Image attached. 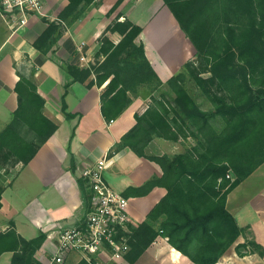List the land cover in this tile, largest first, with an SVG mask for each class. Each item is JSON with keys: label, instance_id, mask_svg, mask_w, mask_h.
Segmentation results:
<instances>
[{"label": "trees", "instance_id": "obj_1", "mask_svg": "<svg viewBox=\"0 0 264 264\" xmlns=\"http://www.w3.org/2000/svg\"><path fill=\"white\" fill-rule=\"evenodd\" d=\"M96 0H69L58 22L48 27L34 44L47 52L67 26L72 25ZM122 2L118 0L111 11ZM197 50V60H188L166 82L150 63L144 43L135 40L142 26L129 18L118 17L102 33L95 64L80 67L66 64L75 80L101 86L102 111L107 119L117 117L138 95L140 87L157 90L160 98L142 112L136 123L117 141L110 155L129 146L163 169L161 177H152L137 188L147 193L155 185L167 188L166 195L140 225H131V254L136 259L159 233L187 255L194 264H216L238 240L244 228L227 207L228 194L264 162V0H164ZM118 31L115 43L107 31ZM210 75L205 76V73ZM16 84L19 106L11 122L0 131V155L5 161L28 164L44 142L56 131L58 123L44 113L45 99L38 92L34 71H19ZM194 79L212 108L205 109L185 86ZM150 95L148 93L144 97ZM62 109L68 111L63 96ZM28 128V134L22 133ZM192 136L196 143L176 154H149L146 147L154 138L179 141ZM72 155V164H73ZM5 168V166H3ZM230 171L234 178L228 176ZM80 184L87 196L84 179ZM4 184L0 180V207ZM86 209V210H87ZM45 234L32 239L11 228L0 233V254L14 250L12 264H43L34 257ZM252 245L264 255L256 241ZM250 251H254L250 249ZM179 253V252H178ZM82 264H90L82 263Z\"/></svg>", "mask_w": 264, "mask_h": 264}, {"label": "crops", "instance_id": "obj_2", "mask_svg": "<svg viewBox=\"0 0 264 264\" xmlns=\"http://www.w3.org/2000/svg\"><path fill=\"white\" fill-rule=\"evenodd\" d=\"M117 1L96 0L90 4L78 20L64 29L47 52L34 44L49 24L42 16L58 22L60 12L69 0H44L42 12L34 14L25 26L18 28L11 26L12 17L4 15L0 9V131L11 122L19 106L16 91L19 71H34L38 92L45 99L44 113L58 123L56 131L28 164L21 161L15 164L16 170L4 183L1 197L0 233L14 228L26 239L45 234L34 254L43 264L87 262L76 251L66 253L63 262L53 261L52 257L57 253L61 230L79 223L87 209L80 172L98 158L107 155L105 178L129 197L133 225L147 220L150 211L167 193V188L162 185H155L147 193L137 189L152 177L163 175L159 163L139 155L129 146L110 155L114 144L136 123V113L146 109L145 98L131 94L129 106L117 117L107 119L102 111V92L109 79L101 86L97 83L88 85L89 80L96 78L94 73L88 81L82 82L75 80L66 68L68 63L87 67L100 59L97 52L101 35L118 17L121 20L129 18L142 26L135 41L144 43L146 55L163 81L176 74L190 58L192 47L186 33L164 0H122L111 11ZM144 2H148L147 8L146 5L141 7ZM159 20L165 21L166 25L160 32L157 31L161 25L158 26ZM107 35L115 43L122 38L118 31L109 30ZM83 42L80 50L78 47ZM81 55L86 59L81 60ZM63 96L68 111L75 114L71 119L64 115ZM172 145L176 144L170 139L154 138L146 152L158 155L174 152L169 148ZM227 207L245 230L236 245L250 238L264 248V162L228 194ZM14 253V250L3 251L0 264H12ZM240 263L264 264V255L258 251L240 255L232 247L216 264ZM107 264L194 262L174 247L167 236L159 233L138 258L126 256L122 262L110 260Z\"/></svg>", "mask_w": 264, "mask_h": 264}, {"label": "built area", "instance_id": "obj_3", "mask_svg": "<svg viewBox=\"0 0 264 264\" xmlns=\"http://www.w3.org/2000/svg\"><path fill=\"white\" fill-rule=\"evenodd\" d=\"M43 6L44 0H0L1 11L12 17L11 26L16 28L25 26ZM108 160L104 155L81 170L90 204L79 223L61 230L53 261L63 262L66 253L76 251L90 264H107L110 260L122 262L129 253L133 225L130 199L105 178ZM228 176L234 178L231 171Z\"/></svg>", "mask_w": 264, "mask_h": 264}, {"label": "rangeland", "instance_id": "obj_4", "mask_svg": "<svg viewBox=\"0 0 264 264\" xmlns=\"http://www.w3.org/2000/svg\"><path fill=\"white\" fill-rule=\"evenodd\" d=\"M143 5H146L145 8H147L148 6V2H144L141 7ZM162 20H159V23H158V26L157 27V31L160 32V30L163 28L164 30V26L166 28V25H165V21H162ZM150 31V30H149ZM182 31H184L182 29ZM185 32V31H184ZM163 35V33L161 34ZM187 36V34H186ZM187 39H188V42H189V45L191 48V53H190V58H188V60H197L198 58L197 57V50L194 46V44L192 43L191 40H189L190 38L187 36ZM183 50V48H182ZM193 51V52H192ZM187 60V61H188ZM186 61V62H187ZM97 62V60L91 64H95ZM184 65V64H183ZM182 70V68L180 69ZM179 70V71H180ZM205 76H208L210 75L209 72L208 73H205L204 74ZM166 82V81H164ZM185 86L187 87V89L189 90V92L196 98V100L200 103V105L205 108V109H210L212 108V104L211 102L207 99V97L203 94L201 88L198 87V85L196 84V82L194 81L193 78L191 77H187L186 78V82H185ZM163 91H168L167 90V86L166 85H162L160 88H158L157 90H153V89H150V88H147V87H140L139 90H138V95H135L137 97H140V98H145V100L147 101V106L145 108H147L149 106V104L153 103L154 101V97H157V98H160V95ZM148 93H150V95L144 97L145 95H147ZM134 95V94H133ZM27 129L28 128H24V130L22 131L23 134L27 135L28 132H27ZM173 143H175L176 145L175 146H171L169 147L170 149L172 148L174 150V152H165V153H168V154H176V153H179V152H182L184 151L188 146L190 145H193L196 143V140L192 137V136H187V137H182L179 141H174V140H171ZM169 150V149H168ZM164 154V153H163ZM5 166V168L3 167ZM16 170V166L15 164L13 163V160H8V161H5L2 156L0 155V180L1 182L4 184L6 183L14 174ZM245 230H243L244 232ZM246 241H256L254 239H250V238H247ZM237 242V241H236ZM236 242L229 248L232 250V247H235L236 250H237V253L238 252V249H237V244L236 245ZM257 242V241H256ZM243 243V242H242ZM258 243V242H257ZM260 244V243H259ZM261 245V244H260ZM250 249H253L254 251H258V247L256 246H253L252 245H249V246H245V247H241L240 250L244 251L246 253L250 252ZM259 252V251H258ZM243 254V255H244ZM242 255V254H240ZM241 264V263H240Z\"/></svg>", "mask_w": 264, "mask_h": 264}]
</instances>
